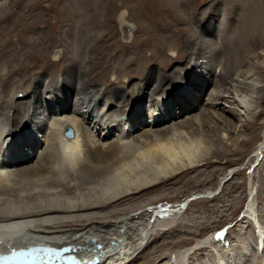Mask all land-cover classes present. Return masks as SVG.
I'll return each instance as SVG.
<instances>
[{
  "label": "bare ground",
  "instance_id": "obj_1",
  "mask_svg": "<svg viewBox=\"0 0 264 264\" xmlns=\"http://www.w3.org/2000/svg\"><path fill=\"white\" fill-rule=\"evenodd\" d=\"M232 1L244 14L235 18L239 24L234 29L235 20L226 19L217 36L216 7L203 11L209 18L200 25L198 10L187 17L180 6L188 0H157L161 10L171 11L181 37L176 45L181 52L172 42L165 55L160 52L163 40L148 25L153 23L147 21L144 0L137 6L138 15L132 14L143 22L138 37L126 9L115 20L70 14L60 18L56 36L49 27L38 26L42 17L27 23L22 13L0 3V113L6 119L0 123V255H4L0 264H60L59 255H70L79 264H136L152 250L144 264H191L190 257L211 243L212 237H203L195 246L153 256V245L168 233L164 230L169 221L194 202L217 194L207 190L204 196L185 195L189 198L185 210L179 201L174 215L168 214L167 199L148 194L162 191L166 182L220 185L243 172L234 168L226 172L224 165L250 161L264 149V121H259L264 114V51L255 49L264 46V15L247 14L249 0ZM15 5L22 11L28 6L42 9L23 1ZM71 9L66 6L68 13ZM212 13L216 15L210 17ZM110 23L117 25L120 41L126 43L113 52L110 41L117 30ZM146 35L143 44L131 45ZM54 41L65 51L58 67L50 60L49 45ZM60 59L58 51L53 60ZM177 59L184 66H175ZM128 76L138 81L131 82ZM47 79L51 85L43 91ZM155 79L156 85L147 92ZM16 83L27 84L20 101ZM26 96L31 100L25 101ZM65 130L70 131L68 137ZM198 167L211 170L204 181ZM234 186L251 196L242 219L253 223L258 253L264 255V225L252 203L254 185ZM206 203L199 210L214 207ZM234 206L236 202L226 200L214 209L221 213ZM153 217L158 219L151 223ZM36 246L44 249H30ZM16 251L22 252L8 256ZM237 257V264H242ZM207 260L201 263L209 264ZM218 264L232 262L221 256Z\"/></svg>",
  "mask_w": 264,
  "mask_h": 264
},
{
  "label": "rangeland",
  "instance_id": "obj_2",
  "mask_svg": "<svg viewBox=\"0 0 264 264\" xmlns=\"http://www.w3.org/2000/svg\"><path fill=\"white\" fill-rule=\"evenodd\" d=\"M18 1H23L27 5L28 4H32V5L37 4V5H40L42 9H37V10L30 9L29 10V6H28L26 8V10L22 11L19 8V6L15 5L18 3ZM121 1L120 0H0V3L2 4V3L7 2L10 6V9L13 12H16L18 14L22 13L21 15L23 17H25V20L27 23L37 22V21H39L38 20L39 17H42L43 20L41 21V23H39L38 26H41V29L46 28V26L49 27L48 30H51L50 33H52V35H54L53 33L55 32L56 36H60V33H58V31H56L58 29L57 25H58V23H60V18L65 19L70 14L76 13L78 15V14L82 13V14H86V15L87 14L95 15L97 20H98L99 16L100 17L101 16L102 17L111 16L112 18H114L113 20H115L117 15L120 14V11L126 9L129 13H131V15L127 17L128 18L127 21L129 22V24H131L137 28L134 36L138 37L140 34V28L142 27L141 24H143V22H142V20L138 19L137 17H134L132 14L138 15L137 14V12H138L137 6H139V3H141L142 0H121ZM188 1H189L188 4H185L183 6L180 5V6L185 11L187 17L189 16V13H191V11L194 12L193 11L194 9L198 10V12L200 13L199 15H197L199 23L202 21H205L206 19L209 18L208 17L209 13L204 14L203 11L207 12V9H209L211 7L217 8L218 12L216 14L220 18V20L218 19L217 22L214 24L215 30H216L215 33L217 34V36H218V33L220 34L221 31H223L224 23H225L226 19L230 20V21H231V19L235 20V24L233 25V29H234L235 28L234 26H237L239 24V20H240V18H242L241 16L244 14L242 12L243 8H240L241 5H238V3H235V1H232V0H188ZM229 1H231V2H229ZM249 2H250L249 8H248L249 11L247 14H250V16L253 18L257 17V14L264 15V0H249ZM249 2H248V4H249ZM229 4H231V5H229ZM53 5L56 6L55 7L56 10L51 11V6H53ZM67 5L72 6V9L69 13L66 11ZM117 5H119V6H117ZM254 8H256V9H254ZM134 9H135V11H134ZM143 9H145L150 16L149 18H147V21L150 23H153V24H148L150 27L152 26L151 30L158 33L157 37L160 38L161 41L163 40V45L160 49V52L165 51L163 55L168 53L169 47H170L169 45L173 44L172 42H174L175 48H177V51L181 52L180 45L176 46L177 43L180 42V39H179L180 32H179V30H177V27L174 24V20H173V16L171 14V11H166L164 9L161 10V8L158 7L157 0H144V8ZM240 9H242V10H240ZM140 10L142 11V9H140ZM216 14L212 13V14H210V17L214 16ZM237 17L239 20L235 19ZM160 19H162L164 23L158 24ZM167 19H170V21H168ZM70 21L74 22V20H72V19ZM110 25L113 26V29L115 31L117 30V25L115 23H110ZM200 25H201V23H200ZM175 31H176V34H175ZM131 32H132L131 29L127 30V33H131ZM116 34L117 35H115V37L110 41L112 43V46H113L112 52L115 50V47H120L122 44L120 41L122 39L120 38V32L118 30L116 31ZM135 37H134V39H135ZM253 38H254V40L257 41L255 34L253 35ZM13 39H14V37H13ZM137 39L134 43H131V45H133V44L138 45V43L143 44L145 42V40H147V35L142 36L138 40ZM155 39L156 38H154V40ZM56 41H57V39H56ZM56 41H54L52 45L51 44L49 45V49H50L49 52H50L51 62L53 64L55 63L54 65L56 67H58V65H60L59 63H61V61H63L65 51H64V48L62 45H60L59 43L56 44ZM125 44L126 43H123L122 46L124 47ZM259 47L255 48V49H257L256 51L263 52L264 46H259ZM124 49L125 48H121V50H124ZM145 50H147V49L146 48L144 49V47H143L142 52L144 53V56L147 55V51H148V50L147 51H145ZM58 51L61 52V59L59 61H55V60H53V58H54V55L56 54V52H58ZM251 52H252V50H251ZM161 57L162 56H160V58ZM84 59H85V61L88 62L87 55H85ZM164 62H165V60L163 59L160 63L164 65ZM183 63L184 62L182 60L177 59L175 61L174 65L181 67V66H184ZM223 66H221V69ZM218 73H219V71H217V75H218ZM262 75H264V74H262ZM141 76H142V73H141ZM126 78H127V76L125 77V79ZM128 78L130 79L129 76H128ZM132 79H130V80H132L131 82L138 81L137 77H133ZM157 80L155 79L153 82H151V84L147 88V92L151 93L152 89L156 85ZM59 82H60V80L58 79L57 83H59ZM22 85L23 86H21L20 83L19 84L16 83L14 86L15 88L20 86V89L18 92L19 101L21 100V97H22V91L23 90H24L23 92L27 91V89H25V86L27 84L23 83ZM43 85H44V87L42 86L43 91H44V88H47V87L49 88V86L51 85L50 79H47L43 83ZM121 85H122V83H121ZM12 89H13V86L9 87L6 90V93H5V94H7L6 96H8L11 93ZM25 98H26L25 101L28 102L31 100L32 96L31 97L26 96ZM44 101H46V100H44ZM4 107H6V106H4ZM47 110H48V108H47ZM195 113H197V112H195ZM3 114L4 113H2V112L0 113V117H1L0 123L6 121ZM5 114H7V111H5ZM89 116H90V119L93 118V116H91V115H89ZM94 121L95 120H93V122ZM259 121L260 122L264 121V114L261 115V118ZM2 124H0V126H2ZM170 124L171 123H168V125H170ZM163 127H166V126L163 125L162 127L159 126L157 128L159 129V128H163ZM157 128H155V129H157ZM109 139H111V138H109ZM246 148L251 149L252 146L247 145ZM28 152H31V150L28 149ZM258 153H260V154H258ZM35 160H36V158H34V160L31 162H34ZM248 162H249V164H247ZM224 167H225L226 172L229 171L230 169H233V168L237 169V170H242L243 171V172H241L242 175H237L232 180L229 179V180H226L224 182H221L220 185H217V184L216 185H212V184L210 185L207 183L208 185L206 184L207 186L204 185V187L199 186V185H189L187 183L184 184V186H185L184 187L183 185H180V186L177 184L173 185V184H170L172 182L167 183L165 181L166 183L162 187V191L148 194V195L157 196V197L163 196L165 198V200L167 199L168 202L167 201H163V202L164 203L167 202L166 205H168V207L171 208L169 213H168L170 215H174L175 212L178 211L173 206H175L176 203L179 201H182V203L185 204V205L183 204V209H181V211H184L186 208V205L188 204V200H189V198H187V197L191 194H192L191 197H193V198L195 196L199 197V196L206 195L207 193L205 194V192L207 190L213 191V192L208 191V193H210L211 195L217 194L215 196L216 198H214V199H211L208 201L207 200H200V201L194 202L195 203L194 206L188 208V210H186V212H184L183 214H181L179 216L177 215V217L174 218L173 221H169V223H168L169 225L167 226V228H169V229L164 230V231H168V233L165 232L167 236L165 235V237H163L164 241L163 240L160 241L161 238L158 237L157 245H155V244L153 245V248H154L153 256L157 257L159 254L163 255V256L164 255H171V254L175 253L176 251L180 250V247L182 249V248H188L189 246H195L198 241L204 239L203 237H205V238L207 237V239H208V237L209 238L212 237L213 240L211 241V243L208 246L199 249L200 251L198 250L193 256H191L190 257L191 260H189V263L192 262L191 264H194V263L195 264H202L201 262H205L208 258L209 264H218V258L223 256L224 258L229 257L231 259L232 264H237L238 260L236 259V257L239 256L240 259H242L241 260L242 264H244V263L245 264H264V255H262V253H261L262 251H259V253H258V247L256 246L254 225L252 222L249 223L245 219H242L243 209L248 204V202L251 200V196H250V198L247 197L246 190L244 191L241 188L240 189L234 188L235 182L244 183L248 186H250L253 183V185H254L253 191H252V195H254L253 196V202H252V203H254L253 208L255 210V214H257V216H259L260 222L262 221L263 225H264V192H260V188L264 187V169H263V167H264V149L261 152H257L255 154V157H253L250 161L244 160L242 163L236 164V165H232V164L228 163V165L226 164V166L224 165ZM225 170H224L223 174H225ZM220 171H222V170H220ZM196 172H201L199 177L202 178V181H204L206 179V177L209 176L208 174L211 172V170L209 167H200V168L198 167V169H196ZM192 175H193V177H195L194 175H196V174H192ZM195 180H198V179L195 178ZM94 183H96V181ZM209 186H211V187H209ZM180 188H183V189L180 190ZM61 189H62V187L60 188V190ZM166 189H168L169 191ZM175 191H177V192H175ZM193 193H197V194H193ZM174 195H176V196H174ZM143 199H145V197ZM174 199H176V200H174ZM226 200L236 202V204L239 206V208L236 209L238 206H234V207H231L230 209L226 208L225 212H221V213L219 211L216 212L214 207L216 206V208H217V205L218 206L224 205L226 203ZM206 202L210 203V205L214 206V207H212V209L207 211V212H204V210H199L200 207L201 208L203 207L204 209L206 208L205 207V205H207ZM196 204H198V205H196ZM166 217H168V216H166ZM156 219H158V218L153 217V219H151L150 222L153 223ZM178 225H180V226H178ZM207 226H208V228H207ZM198 227H199V229H198ZM248 228H249V230H248ZM195 229L197 231L196 233H195ZM169 233L172 234V236L168 235ZM217 240H218V242H217ZM178 245H179V247H178ZM212 245L214 246V248L212 247ZM215 247H217V248H215ZM152 251L147 253L146 255H148V256H146L143 260L138 261L136 264L147 263V261L150 259L149 256H150V253ZM228 251H230V252H228ZM222 253H225L226 256ZM230 254H231V256H230ZM150 264H155V262H151Z\"/></svg>",
  "mask_w": 264,
  "mask_h": 264
},
{
  "label": "water",
  "instance_id": "obj_3",
  "mask_svg": "<svg viewBox=\"0 0 264 264\" xmlns=\"http://www.w3.org/2000/svg\"><path fill=\"white\" fill-rule=\"evenodd\" d=\"M30 249H33V248H30ZM20 252H22V251H16V252L10 253L8 256L16 255V254H18ZM3 257H4V255H0V258H3Z\"/></svg>",
  "mask_w": 264,
  "mask_h": 264
}]
</instances>
